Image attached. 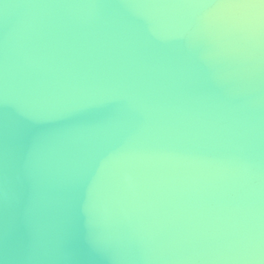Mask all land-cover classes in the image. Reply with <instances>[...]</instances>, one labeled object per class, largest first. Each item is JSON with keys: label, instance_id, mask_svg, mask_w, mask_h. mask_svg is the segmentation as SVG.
Instances as JSON below:
<instances>
[{"label": "water", "instance_id": "95a60500", "mask_svg": "<svg viewBox=\"0 0 264 264\" xmlns=\"http://www.w3.org/2000/svg\"><path fill=\"white\" fill-rule=\"evenodd\" d=\"M0 264H264V0H0Z\"/></svg>", "mask_w": 264, "mask_h": 264}, {"label": "clouds", "instance_id": "9594fccd", "mask_svg": "<svg viewBox=\"0 0 264 264\" xmlns=\"http://www.w3.org/2000/svg\"><path fill=\"white\" fill-rule=\"evenodd\" d=\"M238 30L241 31H247L249 34H252V32L254 31V26L251 22H248L247 24L241 21H237L235 22L234 25Z\"/></svg>", "mask_w": 264, "mask_h": 264}]
</instances>
